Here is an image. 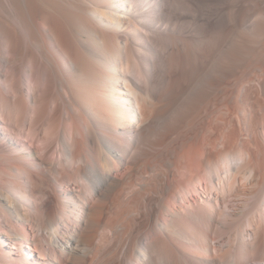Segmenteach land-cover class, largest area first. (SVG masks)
I'll return each instance as SVG.
<instances>
[{
  "label": "bare ground",
  "instance_id": "1",
  "mask_svg": "<svg viewBox=\"0 0 264 264\" xmlns=\"http://www.w3.org/2000/svg\"><path fill=\"white\" fill-rule=\"evenodd\" d=\"M0 253L264 264V0H0Z\"/></svg>",
  "mask_w": 264,
  "mask_h": 264
},
{
  "label": "rangeland",
  "instance_id": "2",
  "mask_svg": "<svg viewBox=\"0 0 264 264\" xmlns=\"http://www.w3.org/2000/svg\"><path fill=\"white\" fill-rule=\"evenodd\" d=\"M256 125H258V124H256ZM259 136H262L263 137V131H262V133L260 132V135ZM234 217V216H233ZM236 217H238V216H236ZM34 254L37 256V254H38V252H34ZM13 259L14 260H16L17 261V263H19V261H20V263L22 262V263H24L26 260L24 259V258H22V260H18V258L17 257H13ZM3 261V262H2ZM0 264H3L4 262H5V258H3V256L1 255V253H0ZM29 262L30 263H33V261L32 260H29Z\"/></svg>",
  "mask_w": 264,
  "mask_h": 264
}]
</instances>
